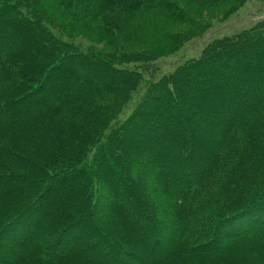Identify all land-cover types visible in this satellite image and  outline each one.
I'll return each instance as SVG.
<instances>
[{
    "label": "trees",
    "instance_id": "obj_1",
    "mask_svg": "<svg viewBox=\"0 0 264 264\" xmlns=\"http://www.w3.org/2000/svg\"><path fill=\"white\" fill-rule=\"evenodd\" d=\"M101 1L128 11L152 2ZM201 1L208 6L243 3ZM9 14L16 18L10 21ZM7 28L13 37L25 31L27 39L25 49L0 44V83H8L4 95L9 94L0 100V264H134L132 257L140 264H264V235L249 238L254 242L246 245L231 239L215 249L221 234L264 231V83L257 86L259 92H252V101L234 106L232 101L245 93L237 82L251 76L235 73L229 80V72L218 69L222 64L244 67L256 62L254 72L264 81L263 22L213 40L201 57L151 82L123 122L118 119L133 93L146 83L150 71L157 72L151 64L153 53L126 60L84 48L55 33L35 4L25 0H0V39ZM202 68L210 80L226 83L223 91L230 90L223 103L209 105L218 116L207 123L194 114V101L181 97L188 77L200 75ZM82 69L90 71L89 76ZM97 74L105 77L91 82ZM213 87L201 84L196 99L218 94ZM173 106L181 110L184 128L166 122ZM163 107L167 112H160ZM148 122L156 135L153 142L145 139L156 153L146 152L144 160L124 164L122 140L137 147L133 137H141L137 128ZM197 128L212 132L213 140H206ZM147 167L153 174L146 175L154 176V184L169 198L178 227L169 251L163 246L167 237L154 224L158 220L145 216L137 201L130 204L126 199L127 191L152 193L149 182L138 184ZM56 183L61 184L57 200L42 210ZM106 189L113 201L109 212L128 228L143 218L146 230L136 235L149 237L150 254L163 253L129 254L98 225H107L104 211L97 210ZM207 206H218L217 213L208 217ZM207 219L212 220L211 229L204 226ZM20 230L24 233L16 240ZM8 241L18 243L8 248ZM178 248L183 251L177 253Z\"/></svg>",
    "mask_w": 264,
    "mask_h": 264
},
{
    "label": "rangeland",
    "instance_id": "obj_2",
    "mask_svg": "<svg viewBox=\"0 0 264 264\" xmlns=\"http://www.w3.org/2000/svg\"><path fill=\"white\" fill-rule=\"evenodd\" d=\"M25 1L35 4L40 15L51 24V28L55 33L63 34V36L69 40L75 39L82 44L84 48H92L100 53L120 56L126 60H142L141 58H144L146 53L151 52L154 54L151 64H153V67L157 72L153 73L150 71V73L146 75V83L142 84L141 87L133 93L126 108L123 110L122 115L118 119L120 122L125 121L136 109L151 82H157L164 76L172 74L180 65L187 61L201 57L204 49L213 40L225 36H231L252 24L264 23V0H243V3L240 5H232L221 1L220 3H213L211 6L202 3L201 0H152V2H149L135 11H128L124 7L121 8L119 6L106 5L101 0ZM7 17L10 21H13L16 18L12 14L7 15ZM24 32L22 35L18 34V36L16 35L13 37L8 29L4 37L0 39V44H2L1 42H7L10 44H7L10 47L20 46L22 49H25L24 42L27 39V35L24 34ZM248 53L249 55H247L250 56L251 52ZM137 56L139 57L136 58ZM247 58L248 57H246L245 60ZM240 65L241 64L238 65L235 63L232 66L225 65L223 68L224 64H222V66L218 68L222 71L229 72V80H231L233 77L232 75L235 73H247V75L251 76L250 79L237 82V87H243L245 93L242 97L237 98L236 102L235 100L234 102L232 101V105L234 106L247 103L250 97H252V92L260 91L257 86L264 83L263 79L254 72L257 67H259L258 63H249L246 66L244 65V67H241ZM136 66L131 65V67ZM205 67L206 66H204V68ZM262 67L264 73V65ZM204 68L199 72L200 75L193 77L192 74V76L190 75L188 77L184 85L185 87L187 86L185 88L186 90L181 91V97H187V100L191 102L194 101V114L198 116V118H202V122L207 123L208 120H216L215 116H218V114L209 109V105L213 104L215 106L221 102L223 103L224 100H227V95H229L230 90L227 92L223 91V86L226 84L225 82L221 84L214 79L210 80L207 73L203 75L202 71ZM81 72H84L86 76H89L90 71L82 69ZM97 75H99V78L93 79L91 82L98 83L99 79L102 78L100 76H103L100 74ZM210 81H214L213 84L208 83ZM74 82H76V80H74ZM203 83L210 84L211 86L213 85V89H216L217 87L220 92L216 95L207 96L203 101L196 99V91ZM7 84L8 83H0V100H6L9 98V94L8 96L4 95V88ZM75 85L76 83L74 86ZM231 87L229 89H231ZM252 99L253 98H251L250 101H252ZM155 103L154 100L153 105H155ZM163 111L167 112L164 107L160 112ZM172 112L178 113V116L173 117L171 114ZM167 114H169V117L166 116L165 120L168 124L174 125L178 122V125L184 128V124L181 122L180 115H182V113L179 107L173 106L171 111ZM152 126L153 124L151 122L149 124L148 122V124L146 123L137 128L140 129V132L143 134L141 137H133L137 147L130 146L127 138L122 140L121 145L123 146L122 150L124 152L122 161L124 164L128 165L130 159L131 161H133V158L144 160L149 154L156 153L152 148L149 150L148 146L150 143L146 141L147 138L145 139V137H149L150 142L155 140L153 138L156 134ZM196 131L199 134H205L206 140H213L212 132H204L201 128H197ZM146 152L149 154L146 155ZM147 168L150 171L148 170L146 173L143 172L145 176H137L138 184L142 185L143 181L149 182L152 193H146V188L144 186L142 188L144 189L145 194L139 189H137V193L133 194L127 191L125 193L126 199L130 204L137 201L139 205L143 207L142 210L145 211L143 212L145 216H153L158 220L156 221L157 223L154 222V224H157L159 230L162 232V236L164 235V237H167L166 241L163 242V246L166 251H169L175 245V236L178 227L174 222L173 209L171 210V206L167 204L169 198L166 197V194L159 184H154V176L151 174L148 176L146 175L148 172H151V168ZM130 176L132 180L136 178V175L133 172L130 173ZM106 183L107 182H104V184ZM60 185L61 184L56 183V188L52 191L48 201L42 204V210L55 203L57 195L59 194L60 189L58 188ZM105 192L107 193V189ZM170 202L172 201L170 200ZM112 204V198L108 193L107 195L102 196L97 210L104 211L102 219L104 218L103 220L107 222V225L103 226L97 220L96 221L99 226L104 227V231L108 233L110 238L118 246L124 248L129 254L136 253L139 256L143 252H148L151 257L153 255H160L164 252L159 251L150 254L151 248L149 245V237L143 236L140 233L139 236L136 235L138 233L137 231L146 230V227L143 226L145 220L143 218L140 221L136 220L137 223L135 225L134 223H130L129 225L131 227L129 226L130 228H128L121 222V220L119 221L115 215L109 212L108 209L111 208ZM134 209L137 211V206H134ZM204 210V213L210 217L212 214L217 213L218 206H207ZM141 213L139 211V214ZM37 214L40 216L41 212L39 211ZM136 214L139 215L137 212ZM211 224L212 220L207 219L204 226L206 229H211ZM136 225L138 226L137 229ZM258 229L259 228L248 229V231L233 236L221 234L219 235V243L215 246V249H219L226 244L225 242L230 241L231 239L239 238L241 245L253 243L254 240H252V237L264 235L263 229ZM222 231H224V229ZM22 233H24L23 230L17 231L16 240L20 238L19 235ZM17 243L18 242L11 243V241H8L6 245L8 248H14ZM182 251L183 249L178 248L177 253H181ZM246 254L250 258H254L253 253L247 252ZM132 259L134 264L139 263L138 259L133 257Z\"/></svg>",
    "mask_w": 264,
    "mask_h": 264
}]
</instances>
